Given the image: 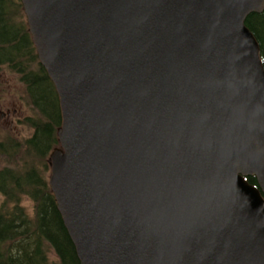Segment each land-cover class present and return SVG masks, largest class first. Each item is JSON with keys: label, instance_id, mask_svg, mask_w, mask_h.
Returning <instances> with one entry per match:
<instances>
[{"label": "water", "instance_id": "water-1", "mask_svg": "<svg viewBox=\"0 0 264 264\" xmlns=\"http://www.w3.org/2000/svg\"><path fill=\"white\" fill-rule=\"evenodd\" d=\"M21 3L59 98L49 186L80 264H264V69L245 25L264 0Z\"/></svg>", "mask_w": 264, "mask_h": 264}, {"label": "trees", "instance_id": "trees-1", "mask_svg": "<svg viewBox=\"0 0 264 264\" xmlns=\"http://www.w3.org/2000/svg\"><path fill=\"white\" fill-rule=\"evenodd\" d=\"M245 25L257 40L264 69V9L250 13ZM0 69L17 76L32 111L19 121L32 130L30 136L0 142L1 154H18V165L0 168V264H80L48 183L49 153L59 146V98L38 60L21 0H0ZM21 151L28 160L20 159ZM35 159L43 160L44 171L31 161ZM245 179L258 188L255 176ZM25 199L31 213L23 205Z\"/></svg>", "mask_w": 264, "mask_h": 264}, {"label": "rangeland", "instance_id": "rangeland-1", "mask_svg": "<svg viewBox=\"0 0 264 264\" xmlns=\"http://www.w3.org/2000/svg\"><path fill=\"white\" fill-rule=\"evenodd\" d=\"M1 74H4V79L5 80H11L10 81V84L9 85H5V89H2L1 92H3L5 95H7V91L9 89V91L11 93H14L15 94V97L18 99V102L21 104V107L20 108V117L19 118H24L25 116H28V115H31L32 114V111L30 110V107L28 106L27 102L25 101V98H22L23 97V92H24V87L19 83L18 81V78L15 74H12V73H7L3 70L0 69V75ZM9 92V93H10ZM37 113L35 112V115ZM19 123V122H18ZM18 123H16V128L11 130L9 127L5 126V127H2L0 129V142L2 140H6V139H11V140H14L16 141V139L18 138H21L22 140L25 138V137H28L30 136L32 130L29 129L28 126L26 125H23L22 123L18 125ZM7 152V151H6ZM18 154H16V156H12V154L10 155L9 152H7V154H1L0 152V168H3V167H11V168H14L15 165H18V164H15L14 162H16V157H17ZM25 156V159H29V157L27 156V154L23 153V151L20 152V159H22L23 157ZM32 162H34V164L39 168L40 171H44L45 170V167H44V162L43 160H31ZM20 162V161H19ZM1 197L0 196V200H1ZM23 205L26 207L28 213H31L32 212V207H31V203L25 199L23 201Z\"/></svg>", "mask_w": 264, "mask_h": 264}, {"label": "flooded vegetation", "instance_id": "flooded-vegetation-1", "mask_svg": "<svg viewBox=\"0 0 264 264\" xmlns=\"http://www.w3.org/2000/svg\"><path fill=\"white\" fill-rule=\"evenodd\" d=\"M4 76V74L0 75V129L7 126L11 130H13L16 128V123H18L22 119L19 118V107H21V104L18 102L15 94L11 93L9 89L6 92L7 95L1 92L2 89H5V85H9L11 81L10 79L5 80Z\"/></svg>", "mask_w": 264, "mask_h": 264}]
</instances>
